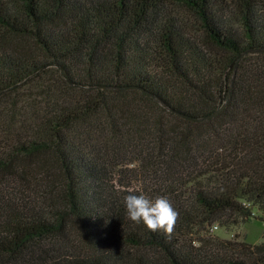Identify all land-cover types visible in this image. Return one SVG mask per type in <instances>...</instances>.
Listing matches in <instances>:
<instances>
[{"label":"trees","instance_id":"16d2710c","mask_svg":"<svg viewBox=\"0 0 264 264\" xmlns=\"http://www.w3.org/2000/svg\"><path fill=\"white\" fill-rule=\"evenodd\" d=\"M255 207L264 0H0V264H264L209 232Z\"/></svg>","mask_w":264,"mask_h":264},{"label":"clouds","instance_id":"9594fccd","mask_svg":"<svg viewBox=\"0 0 264 264\" xmlns=\"http://www.w3.org/2000/svg\"><path fill=\"white\" fill-rule=\"evenodd\" d=\"M124 204L129 219L134 223H143L153 233L162 231L169 237L173 234L179 213L167 196L152 199L143 193L130 191L124 197Z\"/></svg>","mask_w":264,"mask_h":264},{"label":"rangeland","instance_id":"374dc122","mask_svg":"<svg viewBox=\"0 0 264 264\" xmlns=\"http://www.w3.org/2000/svg\"><path fill=\"white\" fill-rule=\"evenodd\" d=\"M185 12L184 10L182 13L184 14ZM182 17H185L188 23L189 21L195 23V19L189 12H186ZM253 213V216L244 219L236 217V221L232 219L227 224L224 221H218L216 222L218 228L214 230L210 229L209 232L222 238H238L239 240L259 243L264 240V215L257 207L254 208ZM199 230L201 232L200 236L208 232L203 228H199Z\"/></svg>","mask_w":264,"mask_h":264},{"label":"built area","instance_id":"2783aa9c","mask_svg":"<svg viewBox=\"0 0 264 264\" xmlns=\"http://www.w3.org/2000/svg\"><path fill=\"white\" fill-rule=\"evenodd\" d=\"M216 228H218V225L217 224H214V225L211 226V230H214Z\"/></svg>","mask_w":264,"mask_h":264}]
</instances>
